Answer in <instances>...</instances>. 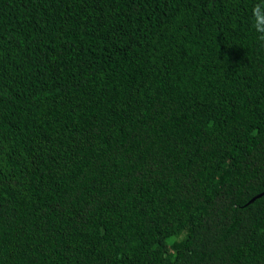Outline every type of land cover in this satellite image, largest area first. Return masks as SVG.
Listing matches in <instances>:
<instances>
[{"label":"trees","instance_id":"obj_1","mask_svg":"<svg viewBox=\"0 0 264 264\" xmlns=\"http://www.w3.org/2000/svg\"><path fill=\"white\" fill-rule=\"evenodd\" d=\"M0 264H264V0H0Z\"/></svg>","mask_w":264,"mask_h":264},{"label":"water","instance_id":"obj_2","mask_svg":"<svg viewBox=\"0 0 264 264\" xmlns=\"http://www.w3.org/2000/svg\"><path fill=\"white\" fill-rule=\"evenodd\" d=\"M258 196H260V194H259V195H257L256 197H258ZM254 198H255V197H254ZM254 198H253V199H254ZM253 199H252V200H253Z\"/></svg>","mask_w":264,"mask_h":264}]
</instances>
